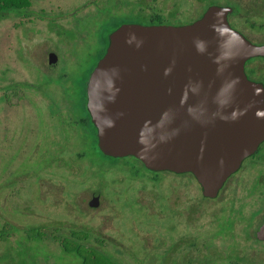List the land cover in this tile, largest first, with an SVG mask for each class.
<instances>
[{
    "label": "rangeland",
    "instance_id": "obj_1",
    "mask_svg": "<svg viewBox=\"0 0 264 264\" xmlns=\"http://www.w3.org/2000/svg\"><path fill=\"white\" fill-rule=\"evenodd\" d=\"M88 1L32 0L27 8L0 10V72L9 73L16 58L26 65L23 69L33 68L35 61L26 54L28 45L47 35L62 64L61 71L67 74L64 77L67 92L78 96V80L104 46L106 39L102 36L117 21L116 18L102 24L87 21V17L95 13L88 8L78 10ZM138 21L148 23L150 18L141 16ZM81 25L94 28L93 36L84 33L75 36V30ZM68 49L72 56L68 55ZM249 62L253 72L246 68V74L253 80L260 78L264 61L255 58ZM7 131L9 134L10 129ZM74 140L80 147L71 154L80 155L81 167L76 174H71L66 165L65 191L61 184L45 185L43 158L30 160L26 157L27 150L22 155L16 149L9 151L8 147L0 151V183L9 185L15 181L24 187L16 209L8 211L16 215L18 221L31 204L30 207H35L33 220L48 225L64 220L67 225L91 226L93 234L100 233L109 240L105 250L116 256L120 264H230L235 261L264 264V241L254 237L264 213L250 218L256 202L252 198L242 201L241 198H245L238 197L242 192L240 186L230 184L222 188L216 198L203 197L199 183L189 174L162 172L156 176L131 157H108L93 146L85 129ZM6 142L8 144V139ZM64 156L67 159L70 154L65 152ZM54 166L50 164V171L63 172ZM28 172L30 178H27ZM100 186L102 198L106 200L100 205L102 208L91 210L87 205L91 188ZM259 188L264 189V184ZM228 215L236 219L229 231ZM17 233L19 235L20 231ZM20 238L25 245L14 248L16 263L32 264L30 255L42 254L36 247L38 239L32 238L28 243L23 234ZM64 255L55 258L56 264H81L75 254Z\"/></svg>",
    "mask_w": 264,
    "mask_h": 264
},
{
    "label": "water",
    "instance_id": "obj_2",
    "mask_svg": "<svg viewBox=\"0 0 264 264\" xmlns=\"http://www.w3.org/2000/svg\"><path fill=\"white\" fill-rule=\"evenodd\" d=\"M210 6L191 24H122L109 34L87 83L98 146L151 170L190 172L205 197L264 139V86L245 62L264 57ZM93 196L90 205L96 206ZM264 240V221L256 229Z\"/></svg>",
    "mask_w": 264,
    "mask_h": 264
},
{
    "label": "flooded vegetation",
    "instance_id": "obj_3",
    "mask_svg": "<svg viewBox=\"0 0 264 264\" xmlns=\"http://www.w3.org/2000/svg\"><path fill=\"white\" fill-rule=\"evenodd\" d=\"M210 6L230 8L227 12V20L230 26L252 43L264 44V0H89L84 3L80 10L77 9L78 12L88 8L89 11L95 13L93 16H88L87 21L93 22V24H102L114 18L117 21L102 36L106 39L104 46L100 48L98 56L86 69L82 78L78 80L79 95L69 94L66 90L68 84L64 81V77L67 74L60 69L62 64H60L54 52L55 50L50 45L51 38L43 35L36 42L29 44L26 54H28L29 59L35 61L33 68L23 69L22 66L26 67V65L19 63L16 58V63L9 73L0 72V151L8 147L9 151L16 149L18 154L22 155L27 150L28 154L25 155L30 160H34V157L43 158L42 168H46L43 170L45 174L43 179L45 181L43 182L45 185L61 184V188L65 191L66 169L64 168L67 165L70 173L76 174L81 167L80 155L76 156L75 153H71L80 147L75 144L74 139L82 129L89 132L93 146L104 154L98 146L97 128L91 119L87 106V83L92 70L106 51L109 34L120 25L128 23L172 26L191 24L201 18ZM129 8L130 11H127ZM146 15L150 18L148 23L138 21L141 16ZM83 33L93 36L94 28L81 25L77 31L75 30V36H82ZM67 52H69L68 55L72 56L71 50L68 49ZM255 58L264 61L263 56L249 58L245 62V69H249L251 63L249 61ZM249 71L253 72V69H249ZM258 77L260 78L254 80L261 82L264 86V72ZM9 129L10 133L8 134L7 130ZM29 146L30 148L27 149ZM65 152L70 154L67 159L64 156ZM49 153H54V155L51 157ZM106 156L116 159L131 157L156 176L162 172H172L180 175L189 174L194 177L190 172L177 173L167 170H151L140 159L132 155ZM50 164L56 165L54 167L59 170L63 169V172L50 171ZM74 170L77 171L74 172ZM27 174V178H30V173ZM230 184L235 187L240 186L242 192L238 194V197H244L245 199L241 198L242 201H246L248 198L255 200L256 208L251 213V219L255 214L264 213V189L259 188L264 184V139L257 145L253 153L241 161L238 169L227 177L221 189H226ZM23 190V185L17 184L15 181L9 185L5 182L0 183V264H17L14 248L19 244L25 245L24 240L21 239L22 237L20 238L21 234L26 236V242L33 240L32 238L38 239V246L36 247L39 248V251H42V254L38 256L30 255L32 264H56L55 258L57 256L63 257L66 253L65 242L67 237L76 240V237L72 236L74 231L87 233L85 235L88 238L87 240H77V242L86 247L100 249L110 258L120 263L116 256L105 250L106 242L109 240L106 241V238L100 233L99 235L93 234L94 230L91 226L88 227L82 224L67 225L64 220L48 225L47 222L33 220L32 214L35 212V207H30L31 204L27 206L25 213L20 214L23 218L18 221V217L8 211L16 209ZM91 190L90 198L87 200L88 208L91 210L102 208L100 205L102 206L106 199L102 198L101 186L91 188ZM11 195H15L14 199L10 198L8 201L7 199ZM95 195L99 197L98 204L96 206L90 205V200ZM64 196L65 192H63ZM51 198L53 200L52 196ZM63 205L65 207V202ZM238 209L239 207L236 210ZM233 213L236 218L239 217L235 211ZM226 219L231 222L230 228L227 230L229 231L233 228L236 219L232 215H228ZM263 221L264 215L255 228L254 237H256V229ZM250 224L251 221L245 225L249 226ZM100 229L103 230L102 225ZM17 230L20 231L19 235ZM256 239L258 238L256 237ZM235 263L240 262L235 261Z\"/></svg>",
    "mask_w": 264,
    "mask_h": 264
},
{
    "label": "trees",
    "instance_id": "obj_4",
    "mask_svg": "<svg viewBox=\"0 0 264 264\" xmlns=\"http://www.w3.org/2000/svg\"><path fill=\"white\" fill-rule=\"evenodd\" d=\"M31 2L32 0H0V10L27 8L31 5ZM86 234L83 231L72 232V236H75L76 240L67 237L65 242L66 253L75 254L80 259L81 264H120L102 250L95 247H86L77 242V240H87Z\"/></svg>",
    "mask_w": 264,
    "mask_h": 264
}]
</instances>
